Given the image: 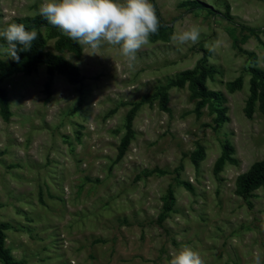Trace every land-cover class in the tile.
I'll list each match as a JSON object with an SVG mask.
<instances>
[{"label": "rangeland", "instance_id": "rangeland-1", "mask_svg": "<svg viewBox=\"0 0 264 264\" xmlns=\"http://www.w3.org/2000/svg\"><path fill=\"white\" fill-rule=\"evenodd\" d=\"M186 1L154 0L163 27L134 70L118 48L81 47L76 56L57 44L64 36L57 28L29 25L43 36V50L78 67L80 81L50 76L39 64L2 82L10 116H0V223L13 261L169 264L187 246L206 264H253L256 255L264 264V188L242 198L236 185L264 158L257 103L250 116L243 111L249 68L264 70V0H198L216 13L188 10ZM41 2L0 0V29L39 15ZM193 24L202 29L199 43H172ZM213 44L214 53L206 47ZM0 60L10 58L0 52ZM199 62L224 111L219 123L206 106L197 114L187 86L174 84ZM165 85L167 110L154 96L141 101ZM139 102L120 154L127 113ZM224 145L231 160L216 171ZM168 189L172 208L163 213Z\"/></svg>", "mask_w": 264, "mask_h": 264}, {"label": "clouds", "instance_id": "clouds-1", "mask_svg": "<svg viewBox=\"0 0 264 264\" xmlns=\"http://www.w3.org/2000/svg\"><path fill=\"white\" fill-rule=\"evenodd\" d=\"M38 14L61 34L82 48L97 54L104 46L118 48L129 69L134 70L137 54L150 44V37L159 31L160 20L150 0H42ZM202 29L193 24L174 32L171 41L177 47L199 43ZM35 29L22 23H8L0 29V52L4 59L19 61V51H29L37 39ZM215 52V45L207 46ZM169 264H206L205 259L190 247H183L169 260ZM253 264H262L259 255Z\"/></svg>", "mask_w": 264, "mask_h": 264}, {"label": "trees", "instance_id": "trees-1", "mask_svg": "<svg viewBox=\"0 0 264 264\" xmlns=\"http://www.w3.org/2000/svg\"><path fill=\"white\" fill-rule=\"evenodd\" d=\"M151 3H154V0H150ZM188 5V10L194 8H201L207 10L210 13H216L213 8L200 2L198 0H188L186 1ZM228 11V10H227ZM224 17V16H223ZM160 20V19H159ZM11 23H22L25 27L30 30L29 25L34 27H40L42 25H50L42 16L36 15L27 19V22L20 19H15ZM163 24L160 20L159 30L162 29ZM38 36L35 41H33L32 48L29 51H19V61L13 60L10 58V61L5 62L0 60V116L3 120H7L10 116V110L8 106V98L6 89L2 85L3 80L17 72L29 73L35 69L39 64H43L46 67V73L48 75H53L54 73H60L64 75L68 81L72 84L78 83L80 81V73L78 67L62 56L53 54L43 50L45 40L40 32H37ZM57 44L60 46H65L76 56H79L82 48L75 41L69 39L66 36H61L57 40ZM24 55L26 58L23 59ZM210 73L209 68L202 65L201 62L192 70L185 71L182 76H180L174 84L179 87L187 86L189 90V96L192 100H195V112L200 113V109L203 107H208V110L215 113L214 122L219 123L223 119V109L215 106L214 102L217 99V94L213 91H209L205 85V77ZM249 81H248V97L245 101V106L243 111L246 116H250L255 109V104L257 103L258 111H260L261 116L264 120V70L258 67L249 68ZM169 86H160L153 94L145 96L143 100H148L151 96H154L158 99L159 107L162 110L166 109L168 93L167 89ZM130 107L125 125V133L123 134L120 140L119 153L123 154L129 144V140L132 137L133 130L131 128V122L133 118V113L136 110L137 105ZM203 149L198 146L191 154V158L196 161V159L202 154ZM227 160H231L229 157V147L227 145L222 146V151L217 161L215 162L216 171L221 169V165L224 164ZM186 188H189L188 183H184ZM236 185L239 191V195L242 198L249 197L250 193L253 190H256L259 187L264 188V158L260 161H257L250 165L249 170L237 177ZM168 200L163 205V213L168 212L172 208V191L168 189L167 191ZM4 229L5 225L0 223V261L2 264H22L21 261H13L10 257L9 250L4 247Z\"/></svg>", "mask_w": 264, "mask_h": 264}]
</instances>
